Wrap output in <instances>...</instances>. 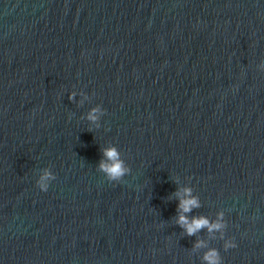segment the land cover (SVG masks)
<instances>
[{
	"label": "water",
	"instance_id": "obj_1",
	"mask_svg": "<svg viewBox=\"0 0 264 264\" xmlns=\"http://www.w3.org/2000/svg\"><path fill=\"white\" fill-rule=\"evenodd\" d=\"M111 145L120 182L98 170ZM185 187L189 219L222 212L223 239L177 224ZM211 248L264 264V0H0V264H202Z\"/></svg>",
	"mask_w": 264,
	"mask_h": 264
},
{
	"label": "clouds",
	"instance_id": "obj_2",
	"mask_svg": "<svg viewBox=\"0 0 264 264\" xmlns=\"http://www.w3.org/2000/svg\"><path fill=\"white\" fill-rule=\"evenodd\" d=\"M70 100L75 99V93L69 95ZM104 110L100 107H94L88 113L87 119L93 125H99V119L104 115ZM98 170L104 174L109 182H120L126 175L130 173V168L126 165L121 156L120 151L115 146H109L103 149L102 159L98 164ZM55 179L54 175L45 170L37 181V187L42 192H47L50 182ZM180 196V193H177ZM199 198L192 194L190 187L183 189V195L179 198L177 205L178 218L177 224L184 230L188 236H194L202 229H207L209 233L218 232L220 238H224V230L227 224L224 221V214L218 213L215 221H210L207 217H193L189 219L188 214L195 208H199ZM206 244L203 241H197L194 245L195 249L205 248ZM236 244L232 240H226L224 250L235 248ZM202 264H222L220 252L211 248L208 249L202 256Z\"/></svg>",
	"mask_w": 264,
	"mask_h": 264
}]
</instances>
